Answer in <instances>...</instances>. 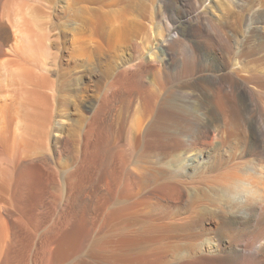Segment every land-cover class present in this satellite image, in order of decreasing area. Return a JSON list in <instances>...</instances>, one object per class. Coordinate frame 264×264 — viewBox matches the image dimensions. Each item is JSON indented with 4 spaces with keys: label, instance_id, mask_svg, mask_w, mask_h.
<instances>
[{
    "label": "bare ground",
    "instance_id": "obj_1",
    "mask_svg": "<svg viewBox=\"0 0 264 264\" xmlns=\"http://www.w3.org/2000/svg\"><path fill=\"white\" fill-rule=\"evenodd\" d=\"M62 1L50 5V46L84 23L82 0ZM189 3L143 8L157 22L145 61L137 37L151 34L130 21L120 50L134 60L60 53L50 81L36 69L48 34L33 12L0 16V156L12 163L0 175V264H264V198L238 204L223 188L264 175V12L235 50L228 21ZM104 11L94 25L108 37Z\"/></svg>",
    "mask_w": 264,
    "mask_h": 264
},
{
    "label": "rangeland",
    "instance_id": "obj_2",
    "mask_svg": "<svg viewBox=\"0 0 264 264\" xmlns=\"http://www.w3.org/2000/svg\"><path fill=\"white\" fill-rule=\"evenodd\" d=\"M174 1L181 2V0H174ZM198 1L200 7L199 10L204 15L209 16L217 23H219L220 21H226V20L228 21L229 33L234 36L235 38L234 40L236 41L233 45L235 50L241 48V43L244 39L246 38L250 39L254 37L253 34L255 33L251 32V28L255 23H257L258 14L260 12H264V0H198ZM54 2L56 3L59 2L57 8L58 7L60 8L61 3L66 4V1H62V0H0V16L10 13L12 8L20 6L23 11L30 10L29 12L31 13L33 12L32 14L36 16V18L38 19L39 26L42 28V30L45 29L44 32L48 34V38L46 40V44L48 46L45 47L46 59H47L45 61L47 62V66L46 67L44 66L42 69L36 68L38 74H41V78L42 77L48 78L49 81L50 78L55 79L56 76L54 73L55 72L54 59L56 58V62H58L59 61L58 55L60 53L61 54L59 55V57L63 55L64 58L66 55L67 59L66 57L64 58L66 62L81 57L82 60H86V62L88 61L87 63H90L91 60H94L96 54H100L103 51L109 52V54L110 55L112 54V56H114L116 59H118L119 57L121 59L122 55L123 57L133 59L132 57L133 53L131 49L125 50L126 52L125 51L122 52L123 50H120L122 48L120 47V43L121 42L124 43L127 41V34H128L127 24L130 21L142 20L143 22L146 23V26L148 27L149 33L151 34L152 37V38L150 37L151 42H149V40L146 39L147 36H145L144 38L142 36H139L137 37L138 38L137 40L140 43L145 44V46L146 45L153 46V47L148 46V48L145 47V50L146 49L147 50L146 52L144 51L145 53L142 54L143 61H145L147 58H150V53L153 50V48H155L154 46H156L154 34L157 27V22L155 18H153L152 16H148V14L143 11V8L148 7V9L151 12L155 8V6H157L162 2V0H82L81 5L83 8L81 14L84 20L83 26L81 27L82 30L80 31L79 34L76 33L77 36L75 35V33L71 32L69 38L67 36L68 39L66 38L67 39L65 40L66 42L64 41L58 47L50 46V35L52 36L54 34L53 32H50V23L52 21L51 19L52 17H50V5L52 4L53 6ZM184 3H187L188 4L187 6L189 7L190 5L189 0H184ZM23 8H25V10ZM96 11L97 12L108 11L107 14H108V19L110 21L109 28H111L112 30L110 36L106 37L94 25V20L98 15ZM259 29L260 32L264 34V22L259 23ZM65 46L66 49H64ZM118 53L119 55L120 54L121 55L120 56L117 55ZM0 73H1V69H0ZM0 77L2 78V75ZM145 80L147 82H153L154 81L153 74L149 73L145 77ZM87 85L89 86V91H88L89 93L90 92L96 93L98 91V87L94 82L93 78L92 80L88 81ZM32 89L39 90L40 88L36 84L32 86ZM262 104H264V101H262ZM31 109L32 106H30V110ZM79 110L83 115H90L91 113V110L87 109V107L85 106L82 107L79 106ZM69 111H73V113L74 111H76L74 104H72V107H70ZM35 112L36 109H33L31 110V114L28 112L30 115L27 113V117L30 116V118L29 117L27 118V123H29L30 120L34 119L33 115ZM62 122L65 124L67 123L74 124L76 122L75 115L73 114L63 118ZM59 136L60 135L58 132H54L51 141L55 142V139H57V137ZM11 168H12V163L10 162V160L8 158H3L0 156V175L6 177L7 174L5 172L11 171ZM0 230H1L0 236L3 233H6L8 230V225L4 218L0 219ZM135 264H141V263H135Z\"/></svg>",
    "mask_w": 264,
    "mask_h": 264
},
{
    "label": "clouds",
    "instance_id": "obj_3",
    "mask_svg": "<svg viewBox=\"0 0 264 264\" xmlns=\"http://www.w3.org/2000/svg\"><path fill=\"white\" fill-rule=\"evenodd\" d=\"M226 199L235 203L264 198V175L245 174L241 178L223 185Z\"/></svg>",
    "mask_w": 264,
    "mask_h": 264
}]
</instances>
